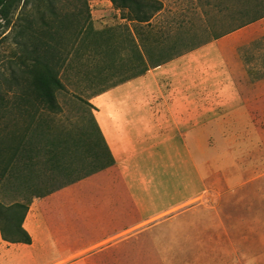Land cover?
I'll return each instance as SVG.
<instances>
[{
	"label": "crops",
	"instance_id": "obj_1",
	"mask_svg": "<svg viewBox=\"0 0 264 264\" xmlns=\"http://www.w3.org/2000/svg\"><path fill=\"white\" fill-rule=\"evenodd\" d=\"M195 52L148 70L153 108L96 99L115 165L33 199L0 264H264V17Z\"/></svg>",
	"mask_w": 264,
	"mask_h": 264
},
{
	"label": "rangeland",
	"instance_id": "obj_2",
	"mask_svg": "<svg viewBox=\"0 0 264 264\" xmlns=\"http://www.w3.org/2000/svg\"><path fill=\"white\" fill-rule=\"evenodd\" d=\"M160 1L161 11L149 24L141 26L122 18L109 0H12L7 17H0V139L6 142L12 135L28 136L30 125L31 129L39 127L44 132L36 138L41 144L48 139H64L67 150L63 161L70 173L56 177L52 186L95 168L81 139L83 131L92 129L90 114L95 117L100 110L95 106L98 97L108 102L126 92L130 94L128 101L152 108L162 101L149 92L148 71L140 79L111 87L142 68L136 59V46L145 57L146 50L151 52V57L145 59L147 64H152L173 52L210 42L248 18L264 14V0H256L258 8L249 5L250 15L242 20L232 17L234 0ZM81 27L86 30L80 37L77 33ZM138 33L145 39L144 46L138 40ZM49 34H54L53 38ZM33 35L58 44L63 59L59 77L64 89L56 92L55 112L37 104H24L21 111L13 108L17 94L28 86L29 77L20 61ZM195 49L181 55L184 61L195 64ZM30 113H33L31 119ZM261 128L264 134V126ZM72 184L53 192L56 194L52 197L77 195L69 190ZM0 200L10 204L13 193L5 191L0 194Z\"/></svg>",
	"mask_w": 264,
	"mask_h": 264
},
{
	"label": "trees",
	"instance_id": "obj_3",
	"mask_svg": "<svg viewBox=\"0 0 264 264\" xmlns=\"http://www.w3.org/2000/svg\"><path fill=\"white\" fill-rule=\"evenodd\" d=\"M11 1L0 0V17L2 19L7 17ZM109 1L113 8L122 14V18L140 26L149 24L151 19L162 9L160 0ZM234 2V8L231 13L235 20H242L250 15L249 5L252 8H258L256 0H234ZM262 17H264V14L254 15L236 25L233 29L213 37L211 40L217 39ZM85 30L81 27L77 35L81 37L82 32ZM54 34L49 35L53 38ZM33 37L29 49L25 50L24 58L20 61L29 77L28 86L17 94L13 102V108L21 111V106L24 104H37L45 110L55 112L58 110L56 92L64 89L59 77V68L63 64V59L60 56L58 44L37 38L35 35ZM138 40L144 46L145 39L141 33H138ZM197 47L199 46L187 47L183 51L173 52L166 57L155 60L152 64H147L145 58H150L151 52L146 50L145 57L136 46V59L143 65L142 68L132 76L113 84L111 87L140 77L149 69L165 64ZM91 108L94 109L92 106ZM29 116L30 119L33 118V113H30ZM89 122L92 129L83 131L81 141L84 143V151L87 153L90 163L95 168L56 186L51 184L56 177L70 173V169L63 161V156L67 150L64 139H48L41 144L36 138L40 135L42 136L44 132L39 127L31 129L32 125L28 129V136H25V134L12 135L6 142L0 139V194L9 190L13 193L14 198L8 205H5L0 200V236L4 242L9 244H31V237L24 230L22 224L33 199L46 197L69 184L115 165L114 158L92 114H90ZM40 164L43 167L39 168L38 165Z\"/></svg>",
	"mask_w": 264,
	"mask_h": 264
}]
</instances>
